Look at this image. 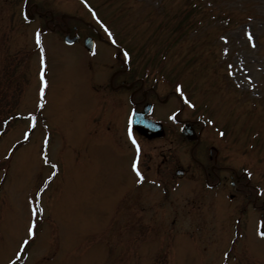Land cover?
<instances>
[{
  "label": "rangeland",
  "instance_id": "obj_1",
  "mask_svg": "<svg viewBox=\"0 0 264 264\" xmlns=\"http://www.w3.org/2000/svg\"><path fill=\"white\" fill-rule=\"evenodd\" d=\"M31 1L67 13V24L98 43L90 55L59 33H41V19L22 17L23 0H0V264H264L253 197L229 200V181L208 189L192 143L169 120L178 109L204 120L199 157L207 160L212 144L235 168L228 176L249 180L246 171L264 184V0H192L210 8L175 41L170 22L187 0ZM108 37L134 48L142 75L161 98L171 96L154 108L165 135L141 139L147 181L132 168L139 152L122 116L127 94L106 103L109 128L92 118L102 102L86 73L102 81L114 68Z\"/></svg>",
  "mask_w": 264,
  "mask_h": 264
},
{
  "label": "flooded vegetation",
  "instance_id": "obj_2",
  "mask_svg": "<svg viewBox=\"0 0 264 264\" xmlns=\"http://www.w3.org/2000/svg\"><path fill=\"white\" fill-rule=\"evenodd\" d=\"M21 12L28 18L35 19V17H38L44 22V26L46 29H43L40 26L41 33H45L48 31L53 34H56V36L57 33H59V35L57 36L59 40H62L63 42H69L71 44H80L90 55H93L96 52L98 39L96 38L94 33L89 32L85 35L78 33V25L71 26L70 24H67L68 21L65 18V13L57 14L53 9H42L41 4H39L37 1L32 2L31 0H23L21 5ZM13 17L14 15L12 14L9 19ZM9 22L12 26L14 20L11 19V21L9 20ZM88 36H91L95 39V49L93 52H89L85 46V39ZM74 37H76V39L72 41V38ZM108 42L111 43L110 41ZM113 54V62L111 63V65H113L114 68L112 69L107 78L105 77L101 81L100 79L97 80L96 78H93L94 76H92L91 78L90 73H86V76L89 80L88 83L92 88L93 95L98 98L99 105L100 102H102V104L97 108V110H94L92 112V118L100 126H103L104 128H109V123H111L112 118L111 114H109L110 112L108 113L109 115H104L106 111V103L116 104V98H120L124 95V97L126 98V94L129 106L124 105V107H122V109L124 110V115H122L124 119L126 118V120H128L129 111L130 114H132L134 110L142 111L148 103L152 104V110L149 114V117L154 118L153 111L156 107V104L159 102L166 103L171 96L166 95L165 97H167V100H164L165 97L161 98L157 87L153 84H150L149 80L142 75V67L137 66L139 62L137 60L135 61L133 55L126 56L124 50L118 49H116ZM113 93L115 95H113ZM173 118L175 123L180 126H182L184 122L189 120L192 122L197 131L199 129L198 122H194L192 119L190 120L187 118H182L178 114H174ZM114 120L119 123L120 118H114ZM203 141L204 134L201 133L200 141L197 143L196 146L199 147ZM188 143L195 144V141H188ZM210 146H212V144L208 146L207 160L203 155L201 156L204 158L201 159L199 157L200 151L194 152L193 150V152H191L194 156V160L197 163V168L201 171V175L207 187L211 189L219 188L223 184L226 185V182L229 181L231 187L235 189V191L230 193V196L232 198H235L242 193L246 194L245 196H251L255 193L256 189L259 190L261 188H264V184L262 186H258L255 184V182H252L251 178L247 176L246 178H248L249 180H241V177L243 176L238 173L235 175L231 173L228 176L225 172H231L232 170H234L233 167L221 164L219 150H210ZM204 155H206V150ZM178 169H180V167H178ZM176 170L177 169H175V171ZM182 170L184 172L179 175L176 174L177 177L182 178L187 175V170L183 168ZM127 178L131 180L135 179L132 174H129ZM244 200L245 198H243V200H239V203L241 205H245ZM254 206H257V204L254 203ZM260 207H263V211L261 212V214L264 215V200L261 202Z\"/></svg>",
  "mask_w": 264,
  "mask_h": 264
},
{
  "label": "trees",
  "instance_id": "obj_3",
  "mask_svg": "<svg viewBox=\"0 0 264 264\" xmlns=\"http://www.w3.org/2000/svg\"><path fill=\"white\" fill-rule=\"evenodd\" d=\"M185 9V10H184ZM182 9L177 15L172 19V38L175 39L184 33L188 28H196L201 22H203L204 17H199V11L207 10L206 6L201 3L192 2V0H187L185 8ZM150 61H146L145 68Z\"/></svg>",
  "mask_w": 264,
  "mask_h": 264
},
{
  "label": "water",
  "instance_id": "obj_4",
  "mask_svg": "<svg viewBox=\"0 0 264 264\" xmlns=\"http://www.w3.org/2000/svg\"><path fill=\"white\" fill-rule=\"evenodd\" d=\"M87 45L92 47V44L89 42V39L86 40ZM92 49V48H91ZM149 110H147L148 112ZM132 124L144 135L148 137H154L155 135L162 134L161 124L148 119L145 117V113L134 114L132 117ZM183 132L190 139H194L196 136L193 127L187 123L183 127Z\"/></svg>",
  "mask_w": 264,
  "mask_h": 264
},
{
  "label": "snow or ice",
  "instance_id": "obj_5",
  "mask_svg": "<svg viewBox=\"0 0 264 264\" xmlns=\"http://www.w3.org/2000/svg\"><path fill=\"white\" fill-rule=\"evenodd\" d=\"M84 3L87 4V0H84ZM89 7H90V6H89ZM93 15H96V13H95L94 11H93ZM97 19H99V18L97 17ZM249 19H251V17H249ZM105 31L108 32V35H109L110 37L112 36V33H111L110 30H108L107 26H105ZM246 35H247V37L249 38V40H252V39H253V34H252V32H251L250 30L246 32ZM224 39L226 40L227 37H224ZM36 42H37L38 45L41 44V38H40V34H39V32H37V34H36ZM113 42H115V41H113ZM253 46H255L254 43H253ZM41 53H42L41 63L43 64L44 61H43V47H42V46H41ZM125 55L127 56L128 53L126 52ZM41 79H42V80L44 79V72H43V69H41ZM45 83H46V81H45ZM41 93H43V88H41ZM129 134L131 135V130H129ZM222 134H223V133H221V135H222ZM25 139H27V135H25ZM133 143L136 144L137 151L139 152V144L136 143L134 137H133ZM45 159H47V158H45ZM132 168H133V170L136 172L137 176L142 180V179H143V174L141 173V171H140V169H139L138 164H137L136 161L133 162V164H132ZM249 175H251L250 172H249ZM29 232H30V233L32 232V228H29ZM259 235H260L261 237H264V231L260 232ZM25 243H27V241H25ZM10 264H11V261H10Z\"/></svg>",
  "mask_w": 264,
  "mask_h": 264
}]
</instances>
